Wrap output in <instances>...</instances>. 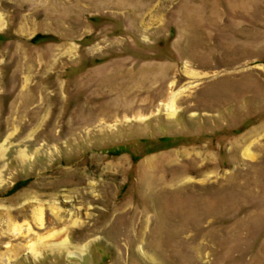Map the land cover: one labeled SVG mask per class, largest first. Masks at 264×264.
<instances>
[{
    "label": "rangeland",
    "instance_id": "1",
    "mask_svg": "<svg viewBox=\"0 0 264 264\" xmlns=\"http://www.w3.org/2000/svg\"><path fill=\"white\" fill-rule=\"evenodd\" d=\"M28 203L8 264H264V0H0V207Z\"/></svg>",
    "mask_w": 264,
    "mask_h": 264
},
{
    "label": "bare ground",
    "instance_id": "2",
    "mask_svg": "<svg viewBox=\"0 0 264 264\" xmlns=\"http://www.w3.org/2000/svg\"><path fill=\"white\" fill-rule=\"evenodd\" d=\"M181 92H183V90H181L180 92L176 93L171 101L169 102V109H171L172 111L169 112L170 115H174L176 113V109H177V98L178 96L181 94ZM263 127H259L258 129H255L252 133H250L243 142H246L247 140H249L253 135H256V133H259V130H262ZM241 147V145H238L237 148L239 149ZM249 146L245 149V153H249ZM26 194L29 193H25L24 195H21L19 198H17L15 201L19 202L20 199L23 196H26ZM29 205H32V214H30L32 221L34 222V227L39 226L40 230L44 229L45 226L47 225L45 223V214H44V208L43 207H35L33 206V204H23L22 207H17L16 210L19 211H15L13 214L12 212L15 209H12L11 207H0V222H5L8 226L7 229H3V227H1V223H0V264H8V262L10 260L13 259V256L19 255L24 249H28L29 250H35V243H33L31 240H28V242L26 241L29 238V234L28 232H30L31 230V224L30 222H27V225H29V227L27 226L26 228L23 227V225H18L17 223L15 224L14 222H16V220H20V218L22 217H27L29 214ZM37 205H43L42 203H39ZM21 206V205H20ZM32 229L33 226H32ZM67 232V231H65ZM63 234L62 231L60 232H52L49 235L45 236L44 238H58L59 236H61ZM31 237V236H30ZM42 237V235L38 236V239H40ZM35 239V238H34ZM71 240V239H70ZM15 241V242H14ZM26 241V243H25ZM35 241V240H34ZM68 238L66 237L61 244H65L67 243Z\"/></svg>",
    "mask_w": 264,
    "mask_h": 264
}]
</instances>
